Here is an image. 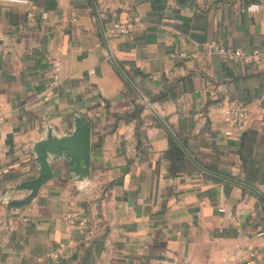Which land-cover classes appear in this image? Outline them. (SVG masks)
I'll use <instances>...</instances> for the list:
<instances>
[{"label": "crops", "instance_id": "crops-1", "mask_svg": "<svg viewBox=\"0 0 264 264\" xmlns=\"http://www.w3.org/2000/svg\"><path fill=\"white\" fill-rule=\"evenodd\" d=\"M30 1L0 0V264H264V65L203 46L264 49V0ZM83 126L29 198L34 145Z\"/></svg>", "mask_w": 264, "mask_h": 264}, {"label": "built area", "instance_id": "built-area-1", "mask_svg": "<svg viewBox=\"0 0 264 264\" xmlns=\"http://www.w3.org/2000/svg\"><path fill=\"white\" fill-rule=\"evenodd\" d=\"M26 3L30 4V0H26ZM27 15L30 19L33 18V12L29 10ZM114 29L117 32L124 33L127 32V27L115 22L113 24ZM205 50L208 53L217 52L224 55L228 60H239L244 63H254L264 65V49L255 48L251 51H245L242 48H228L220 44L215 40H206L203 43ZM249 116V108L246 104L231 99L228 100L223 105V120L227 124L228 128L226 130L227 134H234L239 136L247 123ZM3 118V114L0 112V120ZM66 220L71 225L83 226L84 218L78 215L77 212L68 211L65 214ZM12 221H8V228L12 229ZM259 235H263L264 231L260 230ZM50 255L56 256V253L51 252ZM255 256V251L252 247L247 248V252L244 256L246 259V264H251L253 262V257Z\"/></svg>", "mask_w": 264, "mask_h": 264}, {"label": "water", "instance_id": "water-1", "mask_svg": "<svg viewBox=\"0 0 264 264\" xmlns=\"http://www.w3.org/2000/svg\"><path fill=\"white\" fill-rule=\"evenodd\" d=\"M116 64V63H115ZM139 97L151 110V112L162 121L159 113L156 111L154 106L150 101L145 98V96L136 90ZM163 122V121H162ZM164 126L170 131L168 126L163 122ZM172 135V134H171ZM173 139L178 142V139L172 135ZM89 131L84 126L81 127L77 132L64 134L61 137H55L51 132H48L46 138L38 141L34 145L35 159L39 163V174L34 179L31 189L32 191L29 194V198H32L35 193L38 185L41 181L45 180L50 175V169L47 160V151L56 150L58 152L66 151V154L75 156L79 159H83L85 162H88L89 159V149H90V140H89Z\"/></svg>", "mask_w": 264, "mask_h": 264}, {"label": "clouds", "instance_id": "clouds-1", "mask_svg": "<svg viewBox=\"0 0 264 264\" xmlns=\"http://www.w3.org/2000/svg\"><path fill=\"white\" fill-rule=\"evenodd\" d=\"M14 2L22 3V2H26V0H14Z\"/></svg>", "mask_w": 264, "mask_h": 264}]
</instances>
